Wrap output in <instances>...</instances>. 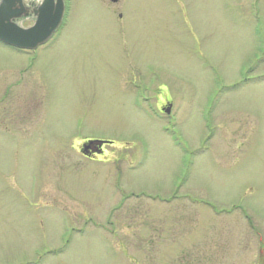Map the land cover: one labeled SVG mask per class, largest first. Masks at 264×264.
I'll use <instances>...</instances> for the list:
<instances>
[{
	"label": "rangeland",
	"instance_id": "1",
	"mask_svg": "<svg viewBox=\"0 0 264 264\" xmlns=\"http://www.w3.org/2000/svg\"><path fill=\"white\" fill-rule=\"evenodd\" d=\"M65 3L0 47V264H257L264 0Z\"/></svg>",
	"mask_w": 264,
	"mask_h": 264
},
{
	"label": "water",
	"instance_id": "2",
	"mask_svg": "<svg viewBox=\"0 0 264 264\" xmlns=\"http://www.w3.org/2000/svg\"><path fill=\"white\" fill-rule=\"evenodd\" d=\"M2 0L0 3V42L10 47L21 50H34L44 45L59 27L63 17V5L60 1L55 4L53 0H44L43 4L33 11L36 22L29 29H21L16 24V19L26 17L20 0ZM11 2V3H10ZM116 3L117 0H111ZM171 106L164 112L169 114ZM109 142L88 141L82 144L80 154L90 157L92 154L100 155L102 146L110 145Z\"/></svg>",
	"mask_w": 264,
	"mask_h": 264
},
{
	"label": "flooded vegetation",
	"instance_id": "3",
	"mask_svg": "<svg viewBox=\"0 0 264 264\" xmlns=\"http://www.w3.org/2000/svg\"><path fill=\"white\" fill-rule=\"evenodd\" d=\"M22 1H23V5H24L23 13L27 17H21L20 19H17L16 24H18L19 27L26 29V28H29V27L34 25L35 19L33 16V11H36L42 5L44 0H22ZM54 1H56V0H54ZM61 1H63V3H64L67 0H61ZM11 2H13V4L17 5L16 0L11 1ZM65 12H66V4L64 3V13ZM49 43H50V40L42 47L47 46ZM0 47L4 48L6 50H10V52L16 51V52L27 53V54H32V55H35L36 52L41 48V47H39L33 52H27V51L15 50V49L8 47V46L1 44V43H0ZM27 57L29 58L30 56H27ZM31 64L32 65H30V67H33L34 63H31ZM260 243H261V247L259 248L258 253H257V264H264V239L262 236L260 237Z\"/></svg>",
	"mask_w": 264,
	"mask_h": 264
}]
</instances>
